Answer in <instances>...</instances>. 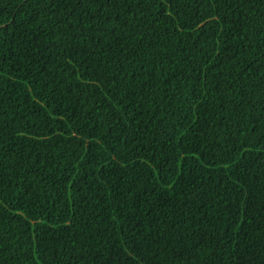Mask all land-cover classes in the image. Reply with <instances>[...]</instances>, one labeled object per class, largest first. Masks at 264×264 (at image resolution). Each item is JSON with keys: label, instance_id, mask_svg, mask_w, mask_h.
I'll use <instances>...</instances> for the list:
<instances>
[{"label": "trees", "instance_id": "1", "mask_svg": "<svg viewBox=\"0 0 264 264\" xmlns=\"http://www.w3.org/2000/svg\"><path fill=\"white\" fill-rule=\"evenodd\" d=\"M0 264H264V0H0Z\"/></svg>", "mask_w": 264, "mask_h": 264}]
</instances>
